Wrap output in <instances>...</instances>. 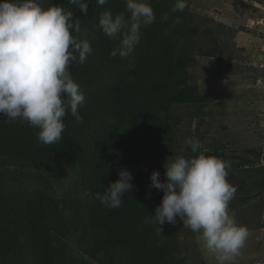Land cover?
<instances>
[{"label": "trees", "instance_id": "16d2710c", "mask_svg": "<svg viewBox=\"0 0 264 264\" xmlns=\"http://www.w3.org/2000/svg\"><path fill=\"white\" fill-rule=\"evenodd\" d=\"M166 1L147 0L155 22L141 26L139 42L122 58L110 56L119 40L105 36L98 21L103 11L125 12V0H108L103 6L83 0L87 13L68 0H43L44 7H68L81 27L77 35L92 47L83 64L73 62L69 69L85 96L78 109L83 122L67 112L62 140L46 145L27 122L0 116V264H176L182 221L177 217L175 225L165 223L161 233L148 223L163 196L150 187V175L158 171L164 181L166 160L186 155L187 147L177 145L179 126L206 116V105L220 99L198 95L189 85L193 54L232 68L240 62V49L234 29L231 44L222 51L218 47L217 37L224 40L227 32L224 23L200 30L191 25L188 3L185 16L175 12L179 25H173L163 14ZM248 157L239 159L240 168L253 163ZM257 168L264 175V162ZM123 169L132 173L134 188L121 207L109 210L95 193L115 182ZM238 185L249 188L246 181ZM250 190L248 197L254 190L263 194L264 177ZM72 244L87 259L71 254Z\"/></svg>", "mask_w": 264, "mask_h": 264}, {"label": "clouds", "instance_id": "9594fccd", "mask_svg": "<svg viewBox=\"0 0 264 264\" xmlns=\"http://www.w3.org/2000/svg\"><path fill=\"white\" fill-rule=\"evenodd\" d=\"M100 6L108 0H96ZM87 13L83 0H68ZM126 10L113 15L100 14L98 27L111 40H119L111 57H128L140 39L142 25L155 22L153 9L145 0H125ZM187 0H175L172 12L183 11ZM79 21L73 20L66 6H43V0H0V116L10 122L20 120L38 129L41 144L62 140L63 118L70 111L83 122L78 109L85 96L69 71L71 63L83 64L92 47L80 39ZM189 155L178 154L164 163L160 172L150 175V187L163 191L162 202L149 216L148 223L183 226L196 234L201 251L214 256L217 264H231L240 255L250 236L230 209L237 188L228 181L231 162L207 155L208 149L196 137L187 138ZM132 173L118 171V179L94 198L109 210L121 207L123 198L134 185Z\"/></svg>", "mask_w": 264, "mask_h": 264}, {"label": "rangeland", "instance_id": "374dc122", "mask_svg": "<svg viewBox=\"0 0 264 264\" xmlns=\"http://www.w3.org/2000/svg\"><path fill=\"white\" fill-rule=\"evenodd\" d=\"M174 2H165L166 13L163 14L171 18L173 25H179L175 12L171 11ZM187 3V15L193 16L191 25L199 30L205 26L218 27V22L224 23L227 32H222L225 39L217 37L221 51L232 42L231 29L239 31L235 44L240 49L236 50L240 62L227 68L213 57L193 54L194 62L188 67L189 85L196 88L198 95L214 94L220 99L206 105V116L184 120L179 126L177 145L180 142L183 148L187 138L196 137L209 150L207 155L231 162L228 181L237 188V192L229 207L236 220L250 232L245 247L231 264H264V193L258 196L254 190L248 197L253 185L264 177L257 171V167L264 162V54L259 52V47L263 46L256 47L264 43V0H187ZM176 15L179 18L185 16L184 10L177 11ZM185 20L189 21L187 17ZM203 47L206 48L204 43ZM252 49L256 51L255 58ZM222 54L219 53V56ZM260 56H263L261 62L256 60ZM233 57L237 56L234 54ZM173 151H177L176 146ZM254 151L257 154L251 155ZM184 152L189 155L190 148L187 147ZM244 156H249L253 163L243 169L239 166V159ZM252 180L256 182L251 187ZM242 181H246L249 188L244 190L238 185ZM181 229L177 238L176 264H217L214 256L201 251L195 233L184 226ZM81 249L72 244L70 253L87 259Z\"/></svg>", "mask_w": 264, "mask_h": 264}, {"label": "crops", "instance_id": "0c3cea01", "mask_svg": "<svg viewBox=\"0 0 264 264\" xmlns=\"http://www.w3.org/2000/svg\"><path fill=\"white\" fill-rule=\"evenodd\" d=\"M260 45L263 46V47H262L261 49H260V47H259V52L264 54V43H262V44L259 43L258 45H256V47H258V46H260ZM262 60H263V56H262V59L259 60V62H261Z\"/></svg>", "mask_w": 264, "mask_h": 264}]
</instances>
